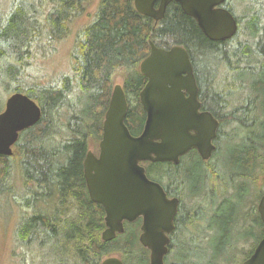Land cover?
Segmentation results:
<instances>
[{
    "label": "trees",
    "instance_id": "16d2710c",
    "mask_svg": "<svg viewBox=\"0 0 264 264\" xmlns=\"http://www.w3.org/2000/svg\"><path fill=\"white\" fill-rule=\"evenodd\" d=\"M133 1L99 0L90 23L74 33L70 72L45 81L29 71L36 62V46L71 36L73 22L87 12L92 0H0V89L8 94L29 95L43 111L41 120L21 133L14 155H0V192L10 181H20L23 202L32 209L22 216L17 228L21 244L27 248L36 244L43 250L48 246L51 253H71L76 264H100L105 257L119 253L123 259L134 256L139 263L148 264L144 253L136 251V235L131 227L137 222L125 223L123 243L118 239L102 240L105 210L88 195L83 165L91 142L101 139L117 74L123 75L129 103L126 125L132 134L143 130L146 112L139 94L147 77L141 73L140 63L149 55L151 41L162 48L183 46L194 61L197 51L210 53V62L216 65L207 71L212 86L222 82L219 77L236 91L245 89L248 83L250 94L241 110L248 115L256 108L255 101H260L262 111L260 117L256 116L259 133L231 145L227 164L249 176L261 165L263 1L239 0L247 5L243 17L226 0L227 8L238 20L239 31L225 42L209 40L195 19L176 3L168 7L163 20L155 25L152 18L135 9ZM242 34L247 35L246 40L240 38ZM2 109L0 98V112ZM239 120L244 122L243 118ZM151 166L163 168V163ZM200 170V167L189 169L191 183ZM232 212L228 208L215 218L219 246L226 237ZM63 262L67 259L60 258L58 263Z\"/></svg>",
    "mask_w": 264,
    "mask_h": 264
},
{
    "label": "water",
    "instance_id": "95a60500",
    "mask_svg": "<svg viewBox=\"0 0 264 264\" xmlns=\"http://www.w3.org/2000/svg\"><path fill=\"white\" fill-rule=\"evenodd\" d=\"M156 1L134 0V6L140 14L159 21L167 6L176 2L211 41H226L238 32L236 17L222 6L225 0H161L159 9L154 6ZM150 47V54L140 64L141 73L148 78L140 92L146 112L141 134L134 136L126 125L128 100L122 84L117 83L103 122L100 155L88 152L84 172L92 200L105 210L103 241L122 234L125 221L142 218L140 242L151 250L149 264H165L167 234L174 229L178 200L168 198L163 186L149 179L140 163H178L191 148L209 159L216 148L213 141L219 123L210 113L199 112L198 86L188 50L180 45L162 48L153 41ZM42 115L41 106L29 95H10L0 112V155H14L21 132L36 125ZM259 210L264 220V197ZM101 264L124 262L110 256ZM244 264H264V240Z\"/></svg>",
    "mask_w": 264,
    "mask_h": 264
},
{
    "label": "flooded vegetation",
    "instance_id": "af4514ba",
    "mask_svg": "<svg viewBox=\"0 0 264 264\" xmlns=\"http://www.w3.org/2000/svg\"><path fill=\"white\" fill-rule=\"evenodd\" d=\"M230 2L235 5L239 0H235L234 2L230 0ZM172 3L167 6V9ZM160 4L161 0H157L154 5L155 8L159 9ZM222 6L227 8L226 2ZM152 19L155 21V25L163 20V18L159 21H156L154 18ZM190 59L198 86L199 112L210 113L218 121L219 125L213 141L216 148L207 160L202 158L197 149L191 148L180 156L178 163L171 161L162 162L163 170L156 167L152 168L150 166L154 164L152 161H142L140 163L145 168L149 179L163 186L168 198L178 200L177 211L173 219L174 229L167 234L169 243L167 244L168 251L164 256V262L165 264H244L253 256L260 242L264 240V220L259 210L260 202L264 197V161H260L261 165L249 176L246 172H239L235 169L230 170L224 164L220 166L215 161V158L220 155L224 140L231 142V139L232 141L238 139L237 142L242 143L249 140L253 135L257 136L259 133L257 128L259 123L256 120V116L259 115L258 117H260L261 114L259 112V107H261L260 101H255L256 108L251 113L248 115L242 114L241 107L245 105V102L248 100L247 97L242 103H236L234 100L237 92L236 89L222 77H219V80L221 78L222 82H219L217 86L202 82L201 69L203 68L196 65L191 56ZM210 78L209 76V80ZM116 84L113 85V88ZM248 94H250V91ZM186 96L188 97L189 94L186 93ZM257 102L258 104H256ZM239 118H243L244 122L240 121ZM141 132L133 135L138 136ZM102 135L103 132L101 139ZM101 139L98 141V152H95L91 148V145L89 149L97 157L100 155ZM259 141L260 143L262 142L261 140ZM230 151L228 149V155ZM260 152H262L260 155L263 158L264 148ZM195 157H197L195 160L199 161L196 167H200L201 170L195 182L191 183L188 179V171L194 167L189 166L186 168L184 167V162H192ZM156 170L161 172H157ZM151 171L159 175L160 179H153L150 176V173L153 174ZM256 172L257 174L255 175ZM84 179L88 195L91 198L85 172ZM228 208H231L233 212L226 237L221 241L222 245L219 246L218 242L217 245L214 244V246L208 248L211 233H219L218 228L214 224L215 218ZM142 221V218H139L133 222H137L136 224L139 225V227H135L133 230L137 242L135 246L141 245L144 250L142 252L145 257L147 256L149 264L151 250L144 247L140 242ZM126 229L125 224V231ZM125 231L122 234H117L109 242L119 240L125 234ZM51 254L52 258H54L51 264H59L60 258L67 259V262H63L62 264H76L71 253L52 252ZM43 255L44 253L42 252L41 254L39 251L35 255L38 258L35 257L33 260L32 254L31 256L28 254V259L22 260L20 264H50L42 260ZM112 255L116 254H111L110 256Z\"/></svg>",
    "mask_w": 264,
    "mask_h": 264
},
{
    "label": "rangeland",
    "instance_id": "374dc122",
    "mask_svg": "<svg viewBox=\"0 0 264 264\" xmlns=\"http://www.w3.org/2000/svg\"><path fill=\"white\" fill-rule=\"evenodd\" d=\"M99 0H92V3L88 6L87 12L81 16H79L72 24V34L69 36L67 39L61 40V41H52V42H45L42 43L41 45H37L35 50H36V62L32 68L29 69L30 72L44 77L45 81L47 80H55L57 77L67 74L70 72V54L71 50L73 48L74 44V33L82 28L84 25H87L90 23L92 16L95 14L97 10V4ZM235 0H233L234 2ZM262 6H264V0ZM246 2L241 3L237 2L235 4V11L238 16H245L247 9H246ZM264 21V20H263ZM242 40L247 39V35L242 34L240 36ZM264 44V38L262 41V45ZM196 65L202 67V82L208 83L209 82V74L207 71L212 70V68L216 67V65L212 64L210 62V58L212 55L210 53H205V52H196ZM216 64V62H215ZM115 83H123V75L117 74L114 77V84ZM248 83L246 85V88L243 90H239L236 92L234 100L236 103H242L244 99L247 97L249 89H248ZM10 94L6 93L3 89H0V98L1 101H3V108L6 103V99L8 98ZM258 104V102L256 103ZM259 112L261 113V107H259ZM259 114V113H257ZM238 139H234L231 142L235 144ZM229 140H224L223 141V149L221 150V153L218 157L215 158V161L218 162L220 166L223 164L227 166L230 170L234 169L232 166L227 164L228 160V149L230 151L231 145H233ZM98 147H99V142H91V148L95 150V152H98ZM262 154V152H260ZM264 156V155H263ZM197 157L194 158V160ZM264 158V157H263ZM262 157H260V161H264ZM192 162L185 161L184 162V167L188 168L189 166L197 168L196 165L198 166L197 160ZM193 166H192V165ZM151 166V165H150ZM154 168V166L152 167ZM159 169L163 170V168L158 167ZM23 169V168H21ZM157 172H161L159 170H156ZM153 172V171H151ZM199 171H197L198 173ZM257 172L255 173V175ZM150 176L155 179L159 180L160 177L159 175L150 173ZM14 185V186H12ZM10 186L12 187L11 190H13L11 193L10 191ZM205 187V186H203ZM253 187V186H252ZM22 186L20 181L15 180V182L10 181L6 185V187L1 190L2 196L0 197V264H20L22 260H25L26 258L28 259V254L31 256L33 260L35 259V255L39 253V251L44 253V257H42V260H44L47 263H53L54 258H52V254L50 252V248L47 246L44 250L40 249L39 247L35 244L33 247L27 248L23 244L20 243L17 237V228L18 225L21 221L22 216L27 213H31L32 209H28L26 205L23 202L22 198ZM215 224V222H214ZM135 227H139V225H136ZM134 226L131 227V229L135 228ZM217 227V226H216ZM127 228V225H126ZM211 240L208 243V248H211L212 246L218 244V235L219 233L213 232L211 233ZM126 239V236H121L119 241L122 243ZM31 250V251H30ZM136 251H144L141 245H138L136 248ZM118 256H122L121 253L116 254ZM147 257V256H146ZM38 258V257H36ZM123 259V258H122ZM125 264H141L138 262V258H128V259H123ZM140 261V260H139ZM24 262V261H23Z\"/></svg>",
    "mask_w": 264,
    "mask_h": 264
}]
</instances>
